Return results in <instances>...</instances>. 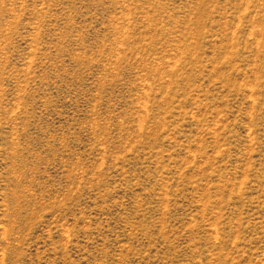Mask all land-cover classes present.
Listing matches in <instances>:
<instances>
[{
	"label": "rangeland",
	"instance_id": "1",
	"mask_svg": "<svg viewBox=\"0 0 264 264\" xmlns=\"http://www.w3.org/2000/svg\"><path fill=\"white\" fill-rule=\"evenodd\" d=\"M0 264H264V0H0Z\"/></svg>",
	"mask_w": 264,
	"mask_h": 264
}]
</instances>
